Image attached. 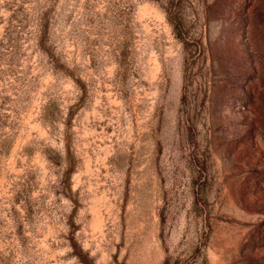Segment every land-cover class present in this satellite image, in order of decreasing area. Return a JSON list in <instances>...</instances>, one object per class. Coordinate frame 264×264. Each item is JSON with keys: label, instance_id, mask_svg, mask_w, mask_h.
Masks as SVG:
<instances>
[{"label": "rangeland", "instance_id": "1", "mask_svg": "<svg viewBox=\"0 0 264 264\" xmlns=\"http://www.w3.org/2000/svg\"><path fill=\"white\" fill-rule=\"evenodd\" d=\"M0 264H264V0H0Z\"/></svg>", "mask_w": 264, "mask_h": 264}, {"label": "trees", "instance_id": "2", "mask_svg": "<svg viewBox=\"0 0 264 264\" xmlns=\"http://www.w3.org/2000/svg\"><path fill=\"white\" fill-rule=\"evenodd\" d=\"M45 33H46V31H44ZM44 38H45V34H44ZM44 38L41 40V46H42V48L43 49H45L46 50V47H45V45H44V43H43V41H44Z\"/></svg>", "mask_w": 264, "mask_h": 264}]
</instances>
